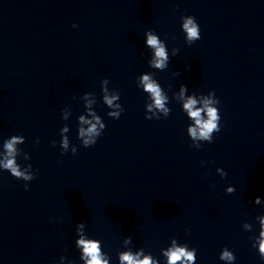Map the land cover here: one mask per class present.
<instances>
[{"label": "clouds", "instance_id": "1", "mask_svg": "<svg viewBox=\"0 0 264 264\" xmlns=\"http://www.w3.org/2000/svg\"><path fill=\"white\" fill-rule=\"evenodd\" d=\"M73 27H76V25H73ZM181 30L185 35V42L189 45L201 39L200 26L193 16H181ZM145 45L151 50V56L147 61L149 67L159 71L167 69L170 56L165 41L161 40L153 30H148L145 32ZM178 52L179 49L173 48L172 56H176ZM108 85L109 80L107 78L101 81L102 101L110 109L107 112V116L112 119H119L125 111L121 103H119L120 93L116 89H110ZM137 87L141 88L148 97L145 103V119L159 120L167 118L171 114V109L168 107L170 103L169 96L154 78L153 72L142 73L137 78ZM172 98L181 104L182 111L186 113L187 118L191 121L187 127V135L192 141L191 146L200 149L202 146L201 142L212 143L214 134L221 130V115L218 107L220 101L216 97L215 92L209 91L205 95L193 91L188 95V87L181 84L178 95L175 92ZM81 99L84 102L85 111L77 118V139L83 147L88 148L96 144L106 125L102 117L94 110V105L96 104L95 94L86 92ZM61 115L64 121H69L71 112L65 109L62 110ZM69 131V125L65 123L60 129V147L62 154L70 151L75 155L77 148L70 143L68 138ZM25 142L26 138L21 135H13L3 141L2 150H0V170L9 172L17 180L25 181L24 189L28 191L29 184L27 182L36 179L37 173L33 171L30 163L24 167L18 163V157L21 155H23L25 161L30 159L29 155L22 153V149L19 147ZM36 143L39 144V140ZM51 143L53 147L56 146L54 140ZM201 163L203 164L204 162L202 161ZM216 171L222 178L227 175L222 168L218 167ZM226 192L232 194L235 192V188L228 186ZM252 202L256 205L262 204L260 197H256ZM255 220L259 224V232L258 235L251 237L252 247L257 249L260 259L264 261V215L256 216ZM85 228L86 225L84 223L76 225L77 239L75 240V246L80 251V260L83 264H110L111 258L103 251L101 241L90 238ZM243 229L251 232L253 231V225L245 222ZM131 244L132 236L129 235L123 241L125 250L117 254L118 264H160L157 258L153 257L151 253H145L143 248L133 251L130 247ZM196 252L195 248H189L187 243H179L176 238H171L170 245L165 249H161L165 264H196ZM219 259L224 261L225 264H234L236 257L232 250L224 247L220 252ZM65 260L66 257L61 256L59 264H65ZM67 264H75V261L67 260Z\"/></svg>", "mask_w": 264, "mask_h": 264}]
</instances>
